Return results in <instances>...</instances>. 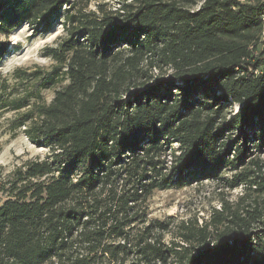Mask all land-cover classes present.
<instances>
[{"label":"trees","instance_id":"obj_1","mask_svg":"<svg viewBox=\"0 0 264 264\" xmlns=\"http://www.w3.org/2000/svg\"><path fill=\"white\" fill-rule=\"evenodd\" d=\"M94 1L0 0V65L19 27L66 30L52 71L0 83L12 129L50 150L0 183V264H264V199L169 242L148 217L156 190L206 180L264 194V0Z\"/></svg>","mask_w":264,"mask_h":264},{"label":"rangeland","instance_id":"obj_2","mask_svg":"<svg viewBox=\"0 0 264 264\" xmlns=\"http://www.w3.org/2000/svg\"><path fill=\"white\" fill-rule=\"evenodd\" d=\"M106 3L108 8L117 7L116 0H98ZM78 8L85 11L94 10L97 2L92 0H78ZM65 8V7H64ZM63 8V9H64ZM63 12V11H62ZM66 35L63 16L56 17L51 26L43 32H37L34 25L25 24L4 38L9 44L8 52L0 65V83L6 84L5 96L15 97L22 94L23 87L16 70L50 72L56 62L47 54L46 47L56 46L61 37ZM57 87L42 91L43 98L50 101ZM238 105L233 106L237 111ZM19 114L18 111L0 106V183L6 181L16 168L34 159H43L50 154V150L31 143L21 130L12 129V120ZM254 150V149H253ZM259 158L264 161V148L262 151L254 150L250 159ZM254 169L255 167H252ZM231 171L221 175L227 179L232 176ZM241 197H246V203L254 204V199L262 203L264 194L253 192L245 184L238 187L227 186L222 181L206 180L203 183H194L181 188L156 190L148 199V217L161 221H172L174 227L166 233L167 242L179 237L178 225L182 221H198L199 224L209 220L216 209L223 208L226 202L233 210L237 209ZM4 196L0 194V201ZM249 208V207H248ZM242 214L243 210H239Z\"/></svg>","mask_w":264,"mask_h":264}]
</instances>
